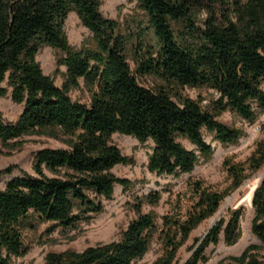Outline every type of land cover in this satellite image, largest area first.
Instances as JSON below:
<instances>
[{
	"label": "trees",
	"instance_id": "obj_1",
	"mask_svg": "<svg viewBox=\"0 0 264 264\" xmlns=\"http://www.w3.org/2000/svg\"><path fill=\"white\" fill-rule=\"evenodd\" d=\"M137 1L154 42H146L144 35L130 46L118 22L101 13L100 0H0V98L10 91L12 101L23 106L16 121H7L0 111V143L50 130L67 146L43 148L33 158L35 175L21 172L0 186V264H11L27 252L21 223L29 212L56 227L73 228L84 218L75 212L76 204L85 213H101L102 200L112 198L114 187L128 186L127 179L111 171L132 163L112 142L113 134L150 143L148 172L178 177L211 155L204 131L225 145L242 136L217 119L220 113L230 110L248 123L264 114V0ZM205 8L206 18L199 24L196 14ZM71 11L91 33L81 48L68 44L64 34ZM45 46L57 51L58 64L66 68L64 86L54 84L37 61ZM130 47L135 70L128 62ZM148 75L159 84L147 87L138 80ZM80 79L89 85L87 103L68 95ZM185 87L212 90L215 97L203 107L181 95ZM262 124L263 137L248 159L252 172L264 165ZM182 139L195 148L185 147ZM225 167L232 187H241L244 168L230 161ZM12 170L1 169L0 178ZM257 186L251 229L258 244L230 257V264H264V176ZM191 188L195 199L183 214L167 213L159 222L153 213L143 212V203L161 199L159 191H151L136 203V217L118 239L81 251L49 252L44 264H131L154 240L161 253L151 264H202L206 247L221 234L226 245L238 241L241 209L221 216L180 261L191 232L224 199L200 180Z\"/></svg>",
	"mask_w": 264,
	"mask_h": 264
},
{
	"label": "rangeland",
	"instance_id": "obj_2",
	"mask_svg": "<svg viewBox=\"0 0 264 264\" xmlns=\"http://www.w3.org/2000/svg\"><path fill=\"white\" fill-rule=\"evenodd\" d=\"M204 2L209 4L208 1ZM206 8L196 14L199 24L206 18ZM100 11L105 17L118 22L119 29L128 37L130 46L136 39L144 38V35L146 42H154L153 36L148 31L145 14L137 0H100ZM64 22V34L72 47L81 48L91 40V33L83 26L74 11L68 13ZM128 51L129 65L135 70L131 47ZM37 61L43 72L52 78L54 84L60 87L65 85L66 68L58 64V53L55 49L49 46L42 47L37 55ZM138 80L147 87L159 84V81L150 75L138 76ZM79 83V87H71L68 95L74 100L87 103L90 99L89 85L82 79ZM180 93L182 96L198 100L203 107H207L211 98L215 97L212 90L205 88L185 87ZM22 107L21 104L12 101L10 91L0 98V111L7 121H16ZM217 119L225 125L238 129L242 136L238 141L225 145L216 140L212 133L204 131V140L212 148L211 155L209 158H202L191 172L178 177L148 172L146 166L150 143L142 144L131 136L113 134L112 142L120 148L123 155L132 160V163L116 165L111 171L117 177L127 179L128 186L123 188L121 185H116L112 198L102 200L104 210L101 213L94 214L91 211L85 213V208L76 204L75 212L81 213L84 218L73 228L56 227L51 222L39 219L34 212H29L21 223L22 240L28 250L23 256L14 257L11 264H44L49 252L81 251L91 245L118 239L130 220L136 217V203L151 191H159L161 199L152 205L143 203V212L153 213L159 222H161L160 217L167 213L183 214L195 199L191 186L197 180L202 181L210 190L223 193L224 199L219 210L191 232L190 238L178 254L180 261H184L191 254V249L199 244V240L207 235L206 233L221 219V216L227 218L229 211L234 209H241L240 238L235 244L226 245L221 234L217 243L206 247V261L202 264H230V257L239 256L248 245H257L258 240L251 229L253 220L251 199L264 176V165L257 172H252L247 167L256 143L263 137L260 129L264 122V114L254 123H248L234 112L226 110L220 113ZM181 142L188 149L195 148L186 139H182ZM43 148L57 149L67 146L60 138L54 136V131L50 130L27 134L10 140L7 144L0 143V170L13 167L10 175L0 178V186L21 172L35 175L33 158ZM228 161L240 164L244 168L246 178L238 189L232 187V179L226 171L225 165ZM45 173L51 176L48 171ZM160 253V245L154 240L148 252L131 264H151Z\"/></svg>",
	"mask_w": 264,
	"mask_h": 264
}]
</instances>
